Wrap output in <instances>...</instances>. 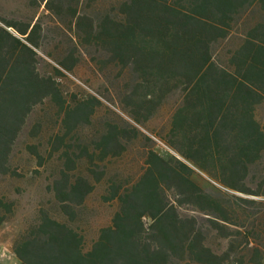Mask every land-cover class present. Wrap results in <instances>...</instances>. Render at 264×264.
<instances>
[{"label":"trees","instance_id":"obj_1","mask_svg":"<svg viewBox=\"0 0 264 264\" xmlns=\"http://www.w3.org/2000/svg\"><path fill=\"white\" fill-rule=\"evenodd\" d=\"M40 1L71 34L64 56L45 55L71 72L86 46L102 69L127 71L118 103L136 125L147 126L176 97L164 154L122 122L99 124L91 145H64V166L50 184L60 213L73 220L104 178L101 197L116 210L85 247L66 220L38 208L13 241L18 264H264V127L256 117L264 103V0ZM1 21L26 41L0 25V176L14 177L12 150L34 107L51 102L59 117L50 157L67 138L79 141L76 129L89 124L97 100L66 104L54 76L38 71V18ZM139 136L147 144L138 174L106 177L100 163ZM27 148L41 159L35 144ZM75 156L87 158L86 175L71 173ZM15 209L0 195V226Z\"/></svg>","mask_w":264,"mask_h":264},{"label":"rangeland","instance_id":"obj_2","mask_svg":"<svg viewBox=\"0 0 264 264\" xmlns=\"http://www.w3.org/2000/svg\"><path fill=\"white\" fill-rule=\"evenodd\" d=\"M112 0H105L111 3ZM40 20L42 31L37 49V69L45 76H54L58 87L62 91L66 104L72 100L76 103L95 98L93 112L89 124L79 125L76 129L79 141L73 142L68 138L63 141V146L48 157V152L56 140L57 135H62L59 117L56 108L51 102L45 101L34 107L24 128L19 133L11 154L12 168L18 175L14 177L0 176V195H5L16 202L14 214L0 226V264H18L12 252V245L17 234L22 231L34 218L38 208H45L52 216L66 220L58 209V202L53 197L50 189L52 179L57 171L64 166V157L61 151L64 145H86L92 142L93 130L101 123L122 122L137 128V130L152 140L151 147L158 153L164 154L165 145L161 136L167 128L170 103L176 96H172L169 104L162 106L156 115L148 122L147 126L136 125L119 107V88L128 77L127 71H118V68L107 66L102 69L96 54L89 47H82L81 54H74V67L71 72L62 70L55 60L45 55L53 52L56 56H64L67 51V41L71 34L54 16L46 15L44 2L40 0H0V25L8 20L16 24H25L30 20ZM11 33L25 41L14 28L5 26ZM26 42V41H25ZM60 69L63 74L55 72ZM256 117L264 127V103L256 110ZM39 122L37 130H32L34 123ZM35 144L41 159L31 154L27 146ZM147 142L142 136L134 139L127 150L119 157L107 158L100 163L106 168V177L111 174L119 175L123 180H131L138 174L142 166L144 148ZM74 149V148H73ZM77 152V151H76ZM75 170L83 175L87 174L89 166L87 158L73 157ZM40 162V163H39ZM204 180H207L203 177ZM208 181V180H207ZM203 183V182H202ZM206 186V183H203ZM105 187V178L94 184L93 191L86 197L83 204L77 209L76 217L67 221L83 238V244L88 247L95 239L98 229L109 223L117 203L115 200L103 201L102 194ZM251 221V220H250ZM250 221L243 222L244 224ZM217 244V240L213 241Z\"/></svg>","mask_w":264,"mask_h":264}]
</instances>
